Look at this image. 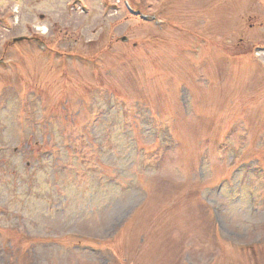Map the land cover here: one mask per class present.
I'll list each match as a JSON object with an SVG mask.
<instances>
[{"label": "rangeland", "instance_id": "rangeland-1", "mask_svg": "<svg viewBox=\"0 0 264 264\" xmlns=\"http://www.w3.org/2000/svg\"><path fill=\"white\" fill-rule=\"evenodd\" d=\"M0 264H264V0H0Z\"/></svg>", "mask_w": 264, "mask_h": 264}, {"label": "bare ground", "instance_id": "bare-ground-1", "mask_svg": "<svg viewBox=\"0 0 264 264\" xmlns=\"http://www.w3.org/2000/svg\"><path fill=\"white\" fill-rule=\"evenodd\" d=\"M13 12H16V11L14 10ZM44 29H46V28L44 27ZM44 29H43V30H44Z\"/></svg>", "mask_w": 264, "mask_h": 264}]
</instances>
